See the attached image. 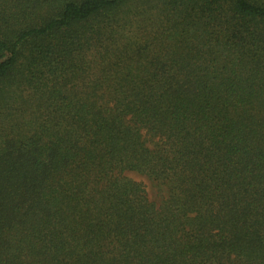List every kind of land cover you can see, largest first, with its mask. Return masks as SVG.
<instances>
[{
    "label": "trees",
    "instance_id": "16d2710c",
    "mask_svg": "<svg viewBox=\"0 0 264 264\" xmlns=\"http://www.w3.org/2000/svg\"><path fill=\"white\" fill-rule=\"evenodd\" d=\"M0 264H264V0H0Z\"/></svg>",
    "mask_w": 264,
    "mask_h": 264
},
{
    "label": "rangeland",
    "instance_id": "374dc122",
    "mask_svg": "<svg viewBox=\"0 0 264 264\" xmlns=\"http://www.w3.org/2000/svg\"><path fill=\"white\" fill-rule=\"evenodd\" d=\"M129 176H131L132 178L138 180V181H142L145 183L147 190L149 192V196L153 201H156L158 204H160L161 198H162V194L159 191V189L157 188V186L147 177L136 174V173H129Z\"/></svg>",
    "mask_w": 264,
    "mask_h": 264
}]
</instances>
